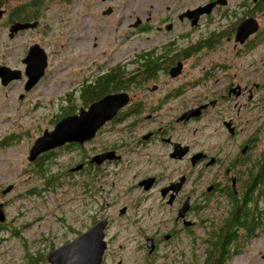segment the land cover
<instances>
[{"label":"flooded vegetation","instance_id":"1","mask_svg":"<svg viewBox=\"0 0 264 264\" xmlns=\"http://www.w3.org/2000/svg\"><path fill=\"white\" fill-rule=\"evenodd\" d=\"M12 1L0 8L2 30L14 24L39 22V26L13 37L10 33L11 40H19L27 32L32 35L46 25L48 9L28 16L24 11L29 0H17L16 6L11 5ZM93 1L83 0V6ZM99 1L106 7L103 15L117 12L115 0ZM162 1L164 12L157 23L154 12L145 8L143 18L138 17L128 26L129 34L133 39L143 38L139 42H145L144 46L138 47L131 37L128 62L92 68L89 76L83 77V105L64 116L60 109L69 102L67 95L76 97L79 89L66 93L57 113L52 114L49 130L61 119L78 114L81 108L89 111L108 95L126 94L129 103L83 144L67 143L31 161L30 150L48 130L44 129L28 143L17 179L0 181V264H16L7 258L8 251L16 255L15 244L20 246V254L25 253L21 263L27 264L30 256H42L39 264L45 259L48 262L46 252L59 248H54L53 239L70 229L71 220L58 210L60 214L42 212L24 222L23 213L17 210L11 216L9 209L16 204L22 209L34 198L45 200L62 185L69 192L75 177L80 184L78 199L91 220L80 234L104 224L102 264H108L116 252L129 255L135 249L144 256L136 264H200L198 260L206 259V249L201 247H210L213 252L218 246L212 238L216 239L212 234L214 211L221 214L225 209L224 218H230L237 206L245 205L248 217L239 234L240 250L235 249L226 264H232L240 254L249 255L263 235L264 0H207L196 6L186 5L190 0ZM208 4L213 6L210 14L197 18L195 11ZM250 20L257 21L259 30L246 41L237 40L239 26ZM34 44L38 42L28 45L29 49ZM24 59L19 68L0 65L21 71L14 73L20 78L5 85L0 79V89L7 91L23 83L19 99L29 104V97L47 78L50 64L48 60L40 82L26 90ZM119 63L123 69L128 67L126 76L102 90L106 78L113 74L111 69ZM174 69L179 70L177 75H173ZM93 90L99 92L88 96ZM34 134H40L39 125ZM27 136L14 133L0 146L11 142V138L21 142ZM72 150L77 151L75 159L67 156ZM79 166L82 168L76 171ZM70 202L64 201L62 209ZM52 214L54 220H49L46 216ZM156 220H172L170 230L162 232ZM33 225L44 226L48 234L40 233L39 238L28 240L25 233ZM56 225L61 231L55 237ZM194 230L204 233L195 235ZM67 241L64 245L72 240ZM124 261L120 259L117 264ZM245 264L256 263L248 259Z\"/></svg>","mask_w":264,"mask_h":264},{"label":"rangeland","instance_id":"2","mask_svg":"<svg viewBox=\"0 0 264 264\" xmlns=\"http://www.w3.org/2000/svg\"><path fill=\"white\" fill-rule=\"evenodd\" d=\"M206 1L190 0L186 5H202ZM15 3L18 4L17 0L12 1L11 5H15ZM162 4L165 5V1L115 0L117 12L103 15L106 7L104 8L99 0H94L84 6L83 0H70L67 6H64V0H53L45 3L42 7L44 11L48 9L45 24L51 25L50 28L47 29V26L44 25L32 35L29 32L25 33L19 40L9 38L12 28H7L6 31L0 28V65L6 63L16 68L22 67V60L29 49L28 45L33 42H38L46 49L50 64L47 78L30 97L28 96L29 104H22L19 99L24 92L23 83L14 85L7 91L0 89V142L14 133L21 132L23 135H28L21 142L16 138H11V142L0 146V181H15L17 179L21 170L20 164L27 157L28 143L31 144L33 139L41 135L34 134L36 126L39 125L40 133L44 129L52 128L50 119L63 103L62 98L70 91L81 89L83 77L89 76L92 68H98L99 65H101L100 68H106L117 62H128L131 55L130 48L133 45L131 40L133 36L129 34L128 26L138 17L143 18L142 11L145 8L154 12L153 20L157 23L164 12L161 9ZM2 20L3 18L0 19V26L3 25ZM141 39L143 38L136 37L133 42L138 43V47H143L145 42H139ZM76 154L77 151L72 150L67 156L75 159ZM79 189V178L75 177L69 186V192L65 185L59 186L53 195H48L45 200L34 198L35 205L29 201L26 207L21 209L19 204H16L15 207L9 209L10 214L15 216L18 210L23 213V221L27 222L32 221L39 213L60 214L58 210H62L71 222L70 229L52 241L54 248H60L67 240L74 241L82 235L80 233L86 230L88 222L91 221L87 218L86 208L81 206L82 203L78 199ZM69 199H71L70 205L62 209L61 204ZM262 208L264 209V203ZM224 213L225 209L221 211V214L215 210L213 219L222 217L220 220H224ZM46 217H49V220H54V214ZM262 220L264 224V216ZM156 222L162 232L169 231L171 228L172 220H156ZM53 228H55L53 234L56 237L61 230L57 225ZM40 233L48 234L44 226L38 228L37 225H33L25 233V236L28 240H35L40 237ZM193 233L203 235L204 231L194 230ZM15 245H17V249L14 248L17 251L16 255L8 251V262L14 261L16 264H23L21 260L25 253L22 251L20 254V246ZM51 252L49 249L46 254L49 255ZM161 253L163 254V250ZM261 253L264 254V232L258 238L255 247L249 251V255L236 256L232 264H245L248 259L256 264H264ZM143 257L142 251L139 249H135L129 255L116 252L108 264H117L120 259L125 260L124 264H136ZM41 258L38 259L37 264ZM42 264L49 263L45 259Z\"/></svg>","mask_w":264,"mask_h":264},{"label":"water","instance_id":"3","mask_svg":"<svg viewBox=\"0 0 264 264\" xmlns=\"http://www.w3.org/2000/svg\"><path fill=\"white\" fill-rule=\"evenodd\" d=\"M212 7L211 4L200 7L194 15L197 18L205 14L208 15ZM38 26L39 22L14 24L11 29V37L19 31L36 29ZM259 28L260 25L256 20L245 21L239 26L236 39L246 41ZM48 60V53L41 45L34 44L30 47L28 55L24 59L28 77L26 90L32 89L45 76ZM15 72L21 71L0 67V79L3 85L20 78L19 73L15 75ZM172 73L177 75L179 70L174 69ZM128 103L129 99L126 94L108 95L94 103L89 111L85 112L81 108L78 114L61 119L52 131L45 130L43 135L35 141L30 150L29 159L34 161L42 153L62 147L67 143L83 144L84 141L93 137L107 121L113 119L119 110ZM81 168L82 166H79L75 170L79 171ZM2 216L3 212L0 209V221H3ZM103 230V223L96 224L95 227L80 235L76 240L51 252L48 255V262L50 264H102L105 251Z\"/></svg>","mask_w":264,"mask_h":264},{"label":"trees","instance_id":"4","mask_svg":"<svg viewBox=\"0 0 264 264\" xmlns=\"http://www.w3.org/2000/svg\"><path fill=\"white\" fill-rule=\"evenodd\" d=\"M9 1L10 0H0V8H2L3 5ZM50 1H53V0H29V2L26 3L25 5L24 14H27L28 16H33L36 13L44 12L42 7L45 5V3L50 2ZM67 1L68 3H70V0H67ZM28 7H32L33 9L26 10V8ZM20 15L21 13L17 14V16H20ZM126 68L123 69L122 65L119 63L118 66L111 69V73L113 74H111L112 76L110 77L108 76L106 78L107 80L103 83V85L101 86V89L102 90L104 88L108 89L112 81L118 78L120 80L124 78L127 74ZM142 74L145 76V72H143ZM96 92H99V91L97 90L90 91V93H88V96L95 95L94 93ZM73 97H74L73 95H67V98L70 99L68 100L69 101L68 104L65 103L64 106L63 105L61 106L63 108L60 109V112L64 116L74 113L77 110L74 107H79L83 105V81H82L81 89L78 90V96L74 98ZM43 131L44 130H42L40 134H42ZM230 216H231L230 218L225 217L224 220L223 219L220 220L222 217L215 218V221H213L214 223H212V234H216V239L214 237L212 238H213V243L217 242L218 246H216L217 248H213V252L209 251L210 247L207 248L206 246L205 247L202 246L201 247L202 249L204 248L206 249V252L204 251V255L206 259L204 262H202L201 260H198L200 264H226V261L228 260L229 255L231 254V257H232L234 254L233 251L235 249H238V251L240 250L241 241H240L239 234L241 232L240 231L241 228L245 226V222H244L245 218L248 217L246 215L245 205L237 206V208L233 211V213ZM17 236L19 237V235ZM203 243H206V242H203ZM197 253L199 255V251ZM41 257H33V256L27 257V260L30 259L29 262H27V264H36L38 262V259Z\"/></svg>","mask_w":264,"mask_h":264}]
</instances>
